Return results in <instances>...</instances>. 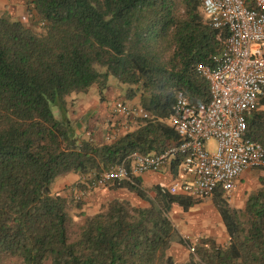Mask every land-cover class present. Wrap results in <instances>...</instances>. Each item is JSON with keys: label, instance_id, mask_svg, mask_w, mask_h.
Masks as SVG:
<instances>
[{"label": "trees", "instance_id": "trees-1", "mask_svg": "<svg viewBox=\"0 0 264 264\" xmlns=\"http://www.w3.org/2000/svg\"><path fill=\"white\" fill-rule=\"evenodd\" d=\"M27 22L0 11V264H264V169L241 209L220 188L207 198L226 240L184 239L170 215L199 204L167 187L140 186L137 176L110 182L146 203L112 199L93 215L76 194L51 192L67 174L85 186L131 153L157 155L177 143L170 120L181 92L189 103L208 101L194 71L226 38L212 28L199 0H25ZM125 86L145 117L109 142L79 139L68 118L72 94ZM243 138L264 151V92L245 114ZM180 158L170 171L177 172ZM76 193L82 192L80 184ZM148 193L152 196L149 197ZM187 249L185 260L169 255Z\"/></svg>", "mask_w": 264, "mask_h": 264}, {"label": "built area", "instance_id": "built-area-1", "mask_svg": "<svg viewBox=\"0 0 264 264\" xmlns=\"http://www.w3.org/2000/svg\"><path fill=\"white\" fill-rule=\"evenodd\" d=\"M199 1L209 25L226 31L221 50L208 63L194 68L207 84V103L196 106L177 92L170 120L177 143L157 155L131 153L94 177L89 188L155 172L179 157V170L191 180L170 186L171 194L179 190L198 200L220 188L228 202L242 173L264 169L261 146L243 138L245 114L264 92V0ZM111 113L129 121L145 117L138 107L120 101L114 103ZM210 141L211 147L207 145Z\"/></svg>", "mask_w": 264, "mask_h": 264}, {"label": "crops", "instance_id": "crops-1", "mask_svg": "<svg viewBox=\"0 0 264 264\" xmlns=\"http://www.w3.org/2000/svg\"><path fill=\"white\" fill-rule=\"evenodd\" d=\"M3 10L19 22L26 23L25 0H0V11ZM81 94L80 98H72L70 100L71 106L68 108V118L73 123L75 134L79 139L102 144L123 135L131 129L129 120L111 113L112 106L120 98L119 88L110 85L106 88L101 100L95 87H91L86 93ZM116 97L117 99H115ZM108 100L113 101L107 104ZM128 103L133 107H137V98L128 101ZM170 163L171 161L155 172H146L138 175L140 186L148 189L154 185H163L168 189L175 183L191 180L190 177L181 173L179 166L175 176H173L170 171ZM255 178L256 174L251 170L240 175L236 181L233 195L235 204H239L243 200L244 195L249 190V186H254V183H257ZM85 180L75 174H67L54 181L51 186V192L63 197L73 193L76 194L75 188L80 184L85 187ZM176 194H181V192L177 190ZM81 195L82 193L78 192L76 197L83 201L80 198ZM92 195L94 197L91 198ZM92 195L89 197L91 199L86 198V202H82V211L87 215L95 214L102 204L112 199H124L137 207L146 206V203L135 194L123 188L113 189L110 184H106L98 190L95 189ZM148 196L151 197L152 194L148 193ZM88 199L89 201L87 202ZM219 230L218 236H220L221 241H218L212 234L204 237L210 238L218 244H224L226 237L221 226Z\"/></svg>", "mask_w": 264, "mask_h": 264}, {"label": "rangeland", "instance_id": "rangeland-1", "mask_svg": "<svg viewBox=\"0 0 264 264\" xmlns=\"http://www.w3.org/2000/svg\"><path fill=\"white\" fill-rule=\"evenodd\" d=\"M111 86L116 87L114 84H111ZM119 87H120V98H118L119 99L118 101L126 104V106L132 107V105H129L128 101L124 99L125 86H119ZM104 93L105 91L103 92V94ZM81 95H82L81 93L72 94L67 100L70 101L72 98H80ZM115 99H117V97ZM112 101L113 100H108L107 104H109ZM207 145L210 147L213 146L211 141ZM249 170L254 172V170L252 169H249ZM256 187H257V183H254V186H249V190L246 192V194L254 190ZM100 188L101 187H97V188H89L86 186L83 187V190L81 192L82 195L80 197L83 201L81 202H86L85 201L86 198H89L94 193L95 189L98 190ZM92 197L94 196L92 195L91 198ZM89 199L87 200V202L89 201ZM199 200H200L199 204L192 207L187 212H182L181 209L178 207H174L172 209L170 218L174 226L176 227L179 234L184 239L188 240V242L190 243H194L198 237H204L208 234L214 235L218 241H221L220 236H218L220 232L219 227L221 226L219 217L217 216L216 212L214 211L208 199L204 198V199H199ZM243 201H244V198L241 202H239V204H235L233 201V196H232V198L228 201V205L234 209H241L243 205ZM168 253H170V256L174 260L182 261L186 259L188 251L183 246L174 244L171 246Z\"/></svg>", "mask_w": 264, "mask_h": 264}]
</instances>
